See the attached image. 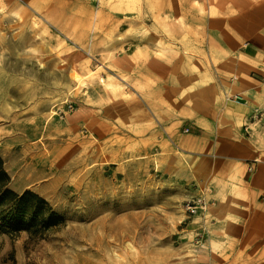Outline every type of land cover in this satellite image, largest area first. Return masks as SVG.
<instances>
[{
  "label": "rangeland",
  "instance_id": "obj_1",
  "mask_svg": "<svg viewBox=\"0 0 264 264\" xmlns=\"http://www.w3.org/2000/svg\"><path fill=\"white\" fill-rule=\"evenodd\" d=\"M61 1L0 0V155L13 190L38 193L64 218L40 238L0 229V264L200 259L205 229L187 223L208 204L188 214V199L137 149L172 108L171 78L189 80L179 94L206 95L216 70L247 60L213 59L209 32L184 11L193 0Z\"/></svg>",
  "mask_w": 264,
  "mask_h": 264
},
{
  "label": "crops",
  "instance_id": "obj_2",
  "mask_svg": "<svg viewBox=\"0 0 264 264\" xmlns=\"http://www.w3.org/2000/svg\"><path fill=\"white\" fill-rule=\"evenodd\" d=\"M193 1L184 11L200 22L203 36L209 32L213 59L247 62L216 70L221 82L209 85L206 95L179 94L189 80L171 78L172 108L153 117L155 134L137 151L145 156L142 163L177 186L180 201L203 198L208 204L203 217L187 223V229H205V250L200 259L175 264H264V0ZM178 9L162 12L174 18ZM153 59V70L163 67ZM155 80L154 101L164 90ZM122 155L130 157L126 149ZM178 217L180 224L186 215Z\"/></svg>",
  "mask_w": 264,
  "mask_h": 264
},
{
  "label": "trees",
  "instance_id": "obj_3",
  "mask_svg": "<svg viewBox=\"0 0 264 264\" xmlns=\"http://www.w3.org/2000/svg\"><path fill=\"white\" fill-rule=\"evenodd\" d=\"M10 183L11 177L0 155V229L26 230L40 238L64 222V218L44 197L32 190L16 192Z\"/></svg>",
  "mask_w": 264,
  "mask_h": 264
},
{
  "label": "built area",
  "instance_id": "obj_4",
  "mask_svg": "<svg viewBox=\"0 0 264 264\" xmlns=\"http://www.w3.org/2000/svg\"><path fill=\"white\" fill-rule=\"evenodd\" d=\"M206 203L203 198H195L187 202L185 209L190 215H196L201 210L205 209Z\"/></svg>",
  "mask_w": 264,
  "mask_h": 264
},
{
  "label": "bare ground",
  "instance_id": "obj_5",
  "mask_svg": "<svg viewBox=\"0 0 264 264\" xmlns=\"http://www.w3.org/2000/svg\"><path fill=\"white\" fill-rule=\"evenodd\" d=\"M64 1V0H63ZM63 1H61L62 3H64ZM67 1V0H66ZM210 1V0H209ZM71 2V1H70ZM213 3V2H212ZM53 4V3H52ZM60 4V3H59ZM67 4V3H66ZM60 5H62V4H60ZM166 7H167V5H166ZM52 8V7H51ZM173 8V7H172ZM181 11V10H180ZM213 13V12H212ZM215 13V12H214ZM108 22V21H107ZM187 37V36H186ZM148 39V38H147ZM75 40V39H74ZM77 40V39H76ZM79 40V39H78ZM110 45V44H109ZM189 59H192V57L191 58H189ZM88 60V59H87ZM245 68V67H244ZM76 70V69H75ZM80 83V82H79ZM112 86V85H111ZM114 86V85H113ZM115 87V86H114Z\"/></svg>",
  "mask_w": 264,
  "mask_h": 264
}]
</instances>
